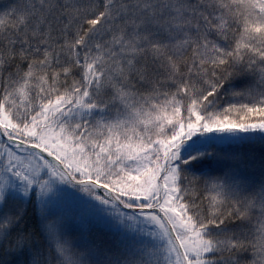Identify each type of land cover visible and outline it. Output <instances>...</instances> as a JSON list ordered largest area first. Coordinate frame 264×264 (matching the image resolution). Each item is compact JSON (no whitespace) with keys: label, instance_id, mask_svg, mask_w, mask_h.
Here are the masks:
<instances>
[{"label":"snow or ice","instance_id":"obj_1","mask_svg":"<svg viewBox=\"0 0 264 264\" xmlns=\"http://www.w3.org/2000/svg\"><path fill=\"white\" fill-rule=\"evenodd\" d=\"M0 264H264V0H0Z\"/></svg>","mask_w":264,"mask_h":264}]
</instances>
